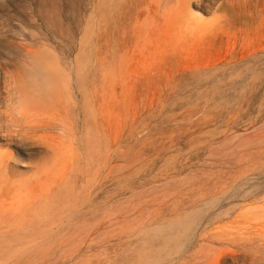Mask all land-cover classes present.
I'll use <instances>...</instances> for the list:
<instances>
[{"label": "rangeland", "instance_id": "rangeland-1", "mask_svg": "<svg viewBox=\"0 0 264 264\" xmlns=\"http://www.w3.org/2000/svg\"><path fill=\"white\" fill-rule=\"evenodd\" d=\"M0 124V264H264V0H0Z\"/></svg>", "mask_w": 264, "mask_h": 264}, {"label": "bare ground", "instance_id": "bare-ground-1", "mask_svg": "<svg viewBox=\"0 0 264 264\" xmlns=\"http://www.w3.org/2000/svg\"><path fill=\"white\" fill-rule=\"evenodd\" d=\"M122 6V5H121ZM107 7V6H106ZM198 15H199V13H198ZM201 15V14H200ZM203 17V16H202ZM194 18H195V16H194ZM199 19V18H198ZM195 20H197L196 18H195ZM198 21H201V20H198ZM227 38V37H226ZM234 38V37H233ZM233 40V39H232ZM256 56V55H255ZM49 82H47V83H45V84H43V85H45V87L47 86V84H48ZM53 86V85H52ZM51 86V87H52ZM36 87H37V85H36ZM39 87V86H38ZM38 87H37V89H38ZM44 87V88H45ZM50 87V85H49V87L48 88H46V89H49V88H51ZM53 88V87H52ZM52 88H51V90H52ZM41 91H42V89H40ZM40 91V92H41ZM44 91L45 90H43L42 91V93H44ZM47 91V90H46ZM38 92H39V90H38ZM48 92V91H47ZM52 92V91H51ZM0 127H2L1 126V124H0ZM6 130V129H5ZM4 130V131H5ZM34 132V131H33ZM17 135L18 136H20L18 133H17ZM17 135H16V137H17ZM7 138H9V139H11V141L12 140H14V136H11V135H9ZM79 201V200H78ZM251 203V202H250ZM254 203V202H253ZM264 206V205H263ZM259 208H260V206H259ZM24 209V208H23ZM251 209V208H250ZM258 209V208H257ZM256 209V210H257ZM261 209V211H263L262 213H264V208L262 207V208H260ZM259 209V210H260ZM263 209V210H262ZM80 210V209H79ZM79 210H78V208H75V207H71V208H69V209H67V210H63L62 212H60V216H58L59 218H61L60 220H59V222H62V220L63 219H65L66 220V222H69L72 218H74L73 216H75L78 212H79ZM258 210V211H259ZM256 212V211H255ZM260 212V211H259ZM259 212H258V214H259ZM80 213V212H79ZM251 214V213H250ZM260 218V217H259ZM262 218H264V216L262 217ZM73 220V219H72ZM46 221V220H45ZM259 221H260V219H259ZM59 222H57V223H59ZM261 222H264L263 220L261 221ZM47 223V222H46ZM55 223V222H54ZM249 223V222H248ZM259 223V222H258ZM264 224V223H263ZM51 225H49V227H50ZM96 226V225H95ZM56 227V226H55ZM180 227H182V225H180ZM256 227V226H255ZM47 228H48V226H47ZM67 228V227H66ZM257 228H259L258 226H257ZM260 228H262V227H260ZM263 229V228H262ZM259 230V229H258ZM257 230V231H258ZM253 231V230H252ZM256 231V232H257ZM259 231H262L263 232V230H259ZM252 263V262H251Z\"/></svg>", "mask_w": 264, "mask_h": 264}]
</instances>
